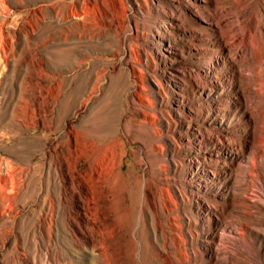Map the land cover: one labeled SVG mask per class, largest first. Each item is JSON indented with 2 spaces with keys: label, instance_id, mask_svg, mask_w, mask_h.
<instances>
[{
  "label": "rangeland",
  "instance_id": "obj_1",
  "mask_svg": "<svg viewBox=\"0 0 264 264\" xmlns=\"http://www.w3.org/2000/svg\"><path fill=\"white\" fill-rule=\"evenodd\" d=\"M0 264H264V0H0Z\"/></svg>",
  "mask_w": 264,
  "mask_h": 264
}]
</instances>
